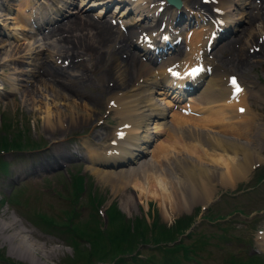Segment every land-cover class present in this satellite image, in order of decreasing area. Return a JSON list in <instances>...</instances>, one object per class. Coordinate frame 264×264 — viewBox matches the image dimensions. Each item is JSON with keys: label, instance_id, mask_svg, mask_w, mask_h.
Returning a JSON list of instances; mask_svg holds the SVG:
<instances>
[{"label": "rangeland", "instance_id": "1", "mask_svg": "<svg viewBox=\"0 0 264 264\" xmlns=\"http://www.w3.org/2000/svg\"><path fill=\"white\" fill-rule=\"evenodd\" d=\"M20 1L23 0H0V120L1 118L7 119L9 122L6 124H9L11 128L14 127L16 133L19 132V128L22 131L20 139H29L30 141L27 143V146H30L28 144L34 145L36 143L40 148L34 150L23 148L20 152L16 150H13V152L2 151V154H0V218H3V221H7L10 217H14L19 225L24 226L22 231H24V235L30 236L28 239L38 244L41 243L43 246H46L45 249L52 248V250L57 251L55 258L45 260V264H70L73 258L78 257L77 249L81 253L83 249L88 248V245L84 243L83 245L81 244V247L79 246L74 249V245H69L62 238V235L45 231L41 225H37L33 220V214L39 212L50 215L57 222H62L69 217V211L74 210V213L77 214L74 219L75 223L81 222L86 224L85 222L87 221L90 223V228L92 227L97 231L99 226V231H101L112 228V224L107 226L109 217L106 215V209L111 203L123 216V223L130 226L131 229L136 220L144 221L145 225L149 226V222H151L149 218L154 216L168 227L173 225V222L178 217L185 214L194 215V232L196 235H203L205 238L208 235H218L221 230L225 229L224 227H229L225 233L230 237L228 241L222 242L216 237H214V240L208 238L207 251L200 253V256L197 258L200 264H223L222 262L225 258H228L230 253L237 258L242 257L244 259L251 255L259 258L264 257V253L261 250L263 247L255 243L256 238H260L257 233L261 230L264 231V179L261 172L264 169V137H258L257 134L254 137L240 134L243 138L242 140V138H238L240 135L236 136V145L239 143L240 146H248L256 153L259 152L257 161L255 157L252 160L257 163L251 165L250 174L247 175L246 179L237 181L236 185L231 183L232 185L230 184V186L222 185L216 180L217 183L212 181L213 183L211 182L208 187L205 185V187L195 186L194 188L193 186V188H189L187 182H185V177L180 176L182 169L189 167L190 163L193 165L195 163V165H200L201 167L205 166L207 169H213V166H207L209 164V156L208 154L206 155L205 148L209 144L208 136H219L221 139H229L233 137V134H228L226 131L224 133L218 131L217 126L223 122H220L218 119L216 121L212 117L209 122L212 123L214 120L217 123L209 124L207 127L193 120L175 123L173 121L174 118L171 116L175 111L174 108L172 106H164V102L167 99H171L170 94L166 97L154 94L153 99H155L156 103L160 104L161 108L166 109V115L159 120V122L166 124L163 134H156L157 136L153 140H150L146 145L147 148H145L144 155H141L138 162L133 164H122L119 162V164H114L113 166H105L107 169H111V171H117L120 168L125 170L136 168L137 165L145 162L148 163L149 169L144 173L138 172L137 175L131 174L125 178L121 176L114 177L112 180L110 179L108 182L102 183L101 180H97V175H99L101 169L106 168L98 164L90 165L88 163L90 160L86 157L89 149H92V151L96 150L95 152L99 151L102 154L104 147L108 146L110 142H115L112 140L115 135L114 130L117 133L118 128L121 127L119 125L118 127L116 126L120 114L112 113L108 111V108L111 107V100H114L117 107V99L121 96L119 88L127 66V62L124 63L123 59H121L124 57V54L115 52L111 47L108 49L104 48V45L107 46L106 40L101 41L96 49L93 43L91 44L84 37L80 44L82 46L86 44L88 46L86 49H90V51L86 50L83 52L79 50V53L82 63L84 62L83 65L88 70L84 73L83 68H81L78 72H71L72 76L69 77L73 81H76L77 74L85 75L80 81V86H85L78 94L76 92L74 95H68L66 94V90H62V87L60 90L57 87L52 90L53 83L51 85V81L46 77L40 84L30 86V82L37 80V77H33L31 74H35V71L38 73L40 66L43 69V65H53L57 56L70 52L68 49L72 47L67 41L60 43L58 36L50 37V39L44 37L49 27L54 25L53 22L56 20L59 23L67 22L70 18L79 15L77 18L82 16L80 18L82 20L89 18L92 22L103 23L104 21L107 25L110 24L113 27L112 30L117 33L121 31L119 29L120 24L124 25L126 29L129 28L131 30L132 28L137 33L142 28L147 31L155 30L158 25L157 21L151 22L145 17L148 15L146 5L153 3L155 0H140L137 3H133L130 10L124 9L123 6L119 5L118 9L114 8L120 12L119 15L114 13L113 10L108 12L109 10L107 9L102 13L100 10L102 5H89L92 0H33V4L27 8L19 4ZM186 1L184 0L185 4ZM224 1L234 3V0ZM249 1L247 0L246 2ZM251 2L258 4L257 6L260 5V0H251ZM204 6H208L209 10L212 11V7L216 5L207 3ZM30 9L35 14L36 20L39 16V26L37 24H30L31 21L27 22L30 16ZM184 9L179 13L177 12L180 19H177L175 25L179 29L186 26V22L183 21L187 18L186 15L189 16L188 12H185ZM172 12L173 10L169 8L165 10L167 14ZM23 17L25 18V22L30 25L31 29L29 30L32 33L23 32L19 28V25L25 28L26 23L23 22ZM235 19L237 20L233 26L225 25V28L220 32L219 36L221 38L219 42L215 43L213 49H210L206 55L208 58H212L213 62L218 58L220 59V57L223 61L230 60L237 62V60L244 58L246 54L252 55L253 51L255 52L254 54H257L256 57L258 58L252 57V59L247 60L245 68L240 73L235 72L228 65L226 66V70L221 69L213 73L223 72L219 74L220 76L223 75V79L227 80V76L229 78L233 77L237 79L239 85L247 89L242 105L248 111L243 118L247 121L249 129L253 127L252 125L260 129L264 127V47L262 46L264 44L260 45V43H257L258 47L254 48L249 36L251 29H246V20L244 22L243 17L239 19L237 16H235ZM173 23L174 21L171 22V25ZM259 26L260 24L255 23L251 32L255 36H260L262 32L263 35L261 37L264 39V29L263 27L259 29ZM197 31L195 30L193 33ZM238 32L242 35L241 41L234 40ZM92 33L88 32L87 35L93 38ZM69 34L73 35V33ZM184 34L185 31H179L180 36ZM62 36L63 34H61ZM131 39L134 41L135 35ZM230 39L233 42V47L222 50L224 42ZM94 40H97V38ZM102 51L103 53H101ZM95 53H99L98 60ZM173 57L180 59L181 56L180 53H177ZM62 60L64 59L56 60L57 64L63 63L67 66V60ZM139 60L142 61V58H139ZM157 66H159V63L151 64L150 69L153 70ZM154 73H157V71L154 70ZM207 80L203 79V83L207 82ZM26 88L31 91V94L25 92ZM200 88L196 89L198 93L201 91ZM196 94L192 96H196ZM163 98L165 99L163 100ZM186 99L184 98V100ZM169 101L173 102V100ZM53 104L56 107L51 112L53 115L49 117L51 121L48 124V119H45L46 113H44V110L48 106L50 108L54 107ZM174 105L178 106V103L175 102ZM229 113V111L225 112L226 118H229ZM232 115L234 116V113ZM218 118L220 119V117ZM155 123V121H150L147 124L149 132L153 130ZM250 123L252 124L249 125ZM178 125L182 126L178 127ZM182 127L185 129L183 128L182 130ZM184 130L189 138L185 135ZM7 131L9 132H2L5 134L11 132L9 129ZM182 135H185V139ZM175 138L178 142L175 141ZM198 142L204 145L203 147L201 146V152L197 150L200 155L203 153L201 156L196 152L197 147H195V143ZM164 144L168 146L165 147L163 146ZM170 145L171 148L169 147ZM187 147H191V149L189 148L188 150ZM51 153L54 155V158L59 159L57 160L59 163L55 165V168L42 171L40 164L45 163V159L49 161ZM60 154H68L70 159H60L58 157ZM35 168L39 170L40 174H31V171ZM82 171L84 175H82ZM88 174L91 176L87 177ZM75 176H80L85 181V192L77 193L71 187L73 179L77 178ZM174 177L180 182L175 181ZM170 179L174 180L176 187L180 189L175 187L172 190L170 184L165 183ZM157 182H161L168 191L165 190L168 193L170 192L168 194L169 198L164 199L165 197H163V200L160 201L146 198L144 197L146 196L145 194L140 193L139 187H148L150 184L154 183L155 185ZM122 187H125V190ZM200 188L203 189L202 192L205 194H198L197 191ZM90 191L95 200L101 199L96 209L88 201ZM202 194L205 198H203ZM15 197H17V201L13 203L11 200L15 199ZM201 201L203 202L201 203ZM168 202H171L173 205ZM165 204L167 207H165ZM177 204L181 210L177 207ZM214 205L218 207L213 208L210 214L207 213L206 217L212 219L213 215H217L220 212L222 215L218 214L214 221L209 223L202 216L205 214L206 208L209 209ZM197 209L200 214L196 213ZM95 214L98 219L94 217ZM9 233L11 234V232ZM250 240V245H246ZM2 241L3 234L1 235L0 231V264H8L9 262L6 261H10L11 264H32L30 259L23 261L20 257L17 258V255L11 256L9 245ZM28 242L32 244L30 240ZM25 244L27 245V241ZM141 244L143 243L136 244L135 242L136 250L142 256L148 255V246H142ZM215 244L218 246H215ZM153 255L158 258V252H155ZM32 256L37 259L39 254L35 252ZM252 259L256 260L258 258ZM102 263L109 264L108 261L100 262L96 261V259L93 264Z\"/></svg>", "mask_w": 264, "mask_h": 264}, {"label": "bare ground", "instance_id": "2", "mask_svg": "<svg viewBox=\"0 0 264 264\" xmlns=\"http://www.w3.org/2000/svg\"><path fill=\"white\" fill-rule=\"evenodd\" d=\"M23 1H20L19 4L24 5L26 8L29 5L33 4L32 2L33 0H23ZM103 1H107V0H103ZM156 1H160V0H156ZM246 1L247 0H237V1L234 0V3H227L224 0H216V3L218 5V7H216L217 8L216 12L218 15L216 16L210 12L208 6L202 5L204 4L202 0H187L186 4H183L182 6L185 5L187 7L186 9L188 10V12L193 13V16L195 17L194 20H197L198 17L196 16H199V20L206 21L207 24H208V21L211 19H213V21L220 19L223 22V24L227 26L229 25L233 26L237 20L235 19V16H237L239 19L240 17H243L244 22L246 20V25H247L246 29L252 30L253 26H255V23L260 24L259 29H261V27H263L264 29V0H260L259 6H257L258 4L252 3L251 0L249 2H246ZM95 2L96 1L92 2V4L94 5ZM246 8H248V10H246ZM31 11H30V16L27 19L28 23L30 22V20L31 21L33 20V16L35 15ZM174 15L175 13H173L172 15L169 14L168 18ZM78 16L79 15L74 16L70 18V20H67V22H63V23H59V21L56 20L55 22H53L54 25L52 27H49L47 33L45 32L46 34H44V37H48V39H50V37L58 36V38H60L59 40L60 43L67 41L72 45L71 49H68V51L70 52L63 53L56 57V60L61 59V58H63L64 60H67L68 62L67 66L64 65L63 63L57 64L56 60H55L56 63L54 62V64L51 66L43 65V69H41V66H40L38 73L37 71H35L36 72L35 74H31L33 77H37V80H35L34 82H30V86L32 85L36 86L37 84H40L43 80H45V77H46L47 79H49V81H51L50 83L51 85L53 83L52 90L55 87L59 88L60 90V88L62 87L63 88L62 90L64 91L66 90V94L68 95H74L76 92L78 94V92L85 86V85L80 86V81L83 79V76L85 77V75L82 76L81 74H77L75 78L76 81H73V79L69 77L72 76L73 72H78L81 68H83L84 73L88 70L86 66L83 65L84 62L82 63V60L80 59V53H79V50L83 52L88 50L86 49L88 47L86 44H84L83 46L80 44L82 43L84 37L88 39L91 44L93 43L96 49L98 45L101 43V41L103 42V40H106L107 46L104 45L103 46L104 48L108 49L109 47H111L112 50H114L115 52H118L119 54H124V57L121 59H123L124 63L127 62V66H126V69L124 70V76L120 83L119 91H121L120 93L121 96H119L117 99V107L108 109V111H111L112 113H116L118 115L120 114L119 121L116 126L118 127L119 125L122 127L121 128L122 130L120 131H121V134L124 136V138L121 140H117L118 138L115 135L113 137L114 139L116 138V140H114L116 144L113 147H109V145L104 147L102 154L99 151L95 152L96 150L92 151V149H89L88 150L89 153L87 157L83 156L90 160L88 161L90 165L98 164L100 166H103V168H106V169H101L103 171L100 170L99 175H97V180H101L102 183L108 182L110 179L112 180L114 177L121 176L122 178H125L131 174L137 175L138 172L144 173L147 169H149L148 163H145V162H142L141 165L140 164L137 165L136 168L134 167L132 169L130 168L127 170L120 168L117 171H111V169H107V167L105 166H109V165L113 166L114 164H119V162H121L122 164H130V163L133 164V163L138 162L139 159L141 158V155L142 156L144 155V151L146 150L145 148H147L146 145L150 142V140L151 139L153 140L154 137L157 136L156 134H160V133L163 134V130H165L166 124H164L163 122H159V120L160 118L162 119L164 115H166L165 113L166 109L161 108V106H159L160 104L156 103L155 99H153V95L156 94L157 96L159 95L167 96V94L169 93L167 88L169 87V83H171V81L168 80L166 73L168 69L173 70V68H169L168 65L170 66L174 65V69H178V70H173V71L175 72L177 76H179V75H183V73L186 72L190 67L198 66L199 64H201V66L205 69V71L203 72L201 71L200 74H198L196 81L190 82V84L187 85L188 87L191 86L192 88H194V86H196V82L200 81V78L201 77L203 78V76L205 75V72L207 71L206 68L208 66L209 67L211 66L213 71H217L221 69L226 70V66L228 65L230 68H232V70H234L237 73H240V71H242V69L245 68L244 66L247 64L248 59H252V57L258 58L256 57L257 54H254L255 52L253 51L251 53L252 55L246 54L244 58L237 60V62H233L230 60L223 61L221 57L220 59L218 58L217 60H215V62H213L212 58H208L206 56L205 52L207 48L205 44L209 40V34H213V33L215 34V31L213 30V26H210L211 24H208V25L201 24L199 25L200 28L197 29L198 30L197 32L195 33L192 32L191 40H189L188 44L186 43L184 44L185 47H188V49H190L188 50V52H182L183 50L181 51V49L179 48V45H174L172 49L173 51H177V53L178 52L180 53V56H181L180 59L179 58L176 59V57H172L164 63H159L160 65L157 66V68H154L153 70H151L150 69L151 67L149 66L151 62L148 60V58L145 59V61L139 60V58H145V55H144L145 50L140 49L136 44H134L133 41H131V38L134 37L133 30L128 33L127 32L123 33L121 31L120 32L118 31L117 33L112 30L111 25L109 24L107 25L104 21L103 23L92 22L90 21L89 18H84V20H82L80 19L82 16L77 18ZM38 21H39V17L37 18V20L32 21V23L38 24ZM155 21H158V20L156 19ZM23 22H25L24 17H23ZM66 23L67 25H65ZM29 26L30 25L26 23L25 28L20 25H19V28L23 32L27 31L28 33L29 32L32 33V31L29 30L31 29ZM251 30L249 32V36L251 37L250 41L253 42V47L254 48L258 47L256 45L257 43H260V45L262 43L264 44V39L263 37H261L263 35L262 32L260 36H255V34L251 32ZM88 32H93L92 33L93 38L94 39L97 38V40H94L91 36H88L87 35ZM69 33H73V35ZM61 34H63L62 37H61ZM136 35L137 34L135 33V39L137 38ZM235 36H236V38H234L235 41H241V38H242L241 33L239 34L238 32ZM216 39H214L213 44L219 42L220 38L217 40ZM224 43L225 44L222 50H225L226 48L231 49V47H233L232 46L233 42L231 41V39L225 41ZM262 46L264 47V45ZM101 48H102V44H101ZM88 51H90V49ZM101 53H103V51ZM95 54H96V59L98 60L99 53H95ZM165 65H167V67L163 69ZM154 70L158 71L159 73L155 74ZM221 73L213 74L212 72L209 78L208 77L204 78V79H208L207 82H204V83L203 81L200 82V84L198 85V88H200L201 86L200 88L201 91L198 93V90H195L193 93H190V96L188 97L186 101L187 104H185L184 102L183 95L181 94L182 92L179 93V91H177V94L170 95L171 99H167V101L176 100V101L182 102V104L176 107L175 111L171 115L174 118L173 121L175 123H178V121L185 122V120L187 121L193 120V121H198L202 124V126L207 127L209 124L211 125L213 123H217L214 120L212 121V123L209 122L210 118L212 117L215 120L218 119L220 122H223L221 125L218 122L219 123V125L217 126L218 131H221L223 133L224 131H226L228 134H231V133L233 134V137L229 139H226V138L221 139L219 136H216V137L208 136L209 144L210 143L211 144L210 145L208 144L207 145L208 147L206 148L204 147L205 151L207 152L206 155L208 154L209 156L208 158L209 164L208 165L206 164V165L213 166V169L212 170L207 169L205 166L201 167L200 165H198L199 166L198 167L197 165H195V163L194 165L190 163L189 167L182 169L180 172L181 173L180 176L185 177L186 179L185 182H187V186H189V188H193V186L194 188L195 186L205 187V185H207L208 187L210 186L212 181L216 183L217 181H219L222 185H225V186L226 185L230 186L231 183L233 185H236L237 181L239 182L247 178V175L250 174L251 165L257 163L256 161L259 156L258 155L259 152L256 153L254 150H252L248 146L246 147L240 146L239 143L238 145H236V142H235L237 141L236 136H239L240 134L242 135L247 134L246 136H251V137H254L257 134L258 137H264V127L259 129L255 127L254 125H252L255 128L252 127L249 129V127L247 126V121L243 118L245 116V113L247 114V111H248L245 108H243L244 106L242 105L243 97L245 96L247 89L246 90L241 89V91H239L238 95L235 98L234 97L231 98L230 94H231L232 88L226 84L227 80L223 79L224 78L223 75L222 76L219 75ZM173 87H174V84L171 83L170 88L172 89ZM25 92H28L29 94H31L30 93L31 91L28 88L25 89ZM195 94L196 96H192ZM239 100H240V105H242L243 107L236 105L237 101ZM167 101L164 102L165 103L164 106L170 107L172 105V102L169 101L168 102L169 104H168L166 103ZM53 106L54 107H51V108L48 106L46 107V110H44L45 111L44 113H46L45 119L46 120L48 119L47 121L48 124L51 121L49 117L53 115V113L51 112H53L56 107L54 104ZM84 106L86 108V104ZM73 108H74V105H73ZM238 109H243V112L238 113L239 111ZM227 111L230 112L229 118L225 117V115L227 114V113L225 114V112ZM232 113H234V116L232 115ZM218 117H220V119ZM234 118L237 120H235ZM88 119L90 120V118ZM150 121L156 122L151 132H149V129L147 128L148 127L147 124ZM251 124L252 123H250L249 125ZM126 126L128 128L124 129ZM179 126H182V125H178V127ZM174 127L176 126L174 125ZM183 128L184 127H182L181 129L183 130ZM114 133H115V130H114ZM184 133H185V130H184ZM181 134H182V131H181ZM187 134L189 133L187 132ZM187 137L189 138V136ZM192 137L191 139H193ZM238 138H242L241 135ZM165 141L168 142L167 140ZM175 141H176V138H175ZM200 144L201 143L199 142L195 143V147H197L196 152L198 151L201 152V146L203 147L204 145L202 144L200 145ZM163 146H165V144ZM169 147L171 148V145ZM189 148L191 149V147ZM162 150L164 149L162 148ZM50 157L51 159L49 161L45 159V163L40 164L42 171L46 169L49 170L50 168H55V165L59 163V161H57L59 159H57L56 157L54 158V155L52 153L50 154ZM58 157L64 160L70 159L68 154L66 155L60 154ZM254 157L256 158V161L253 162L252 160ZM90 167H93V166H90ZM169 168H171V166ZM35 173L40 174L37 168L31 171V174H35ZM175 181L180 182L177 179H175ZM175 181L170 179L169 181L165 183H169L171 189L174 190V188L176 187ZM122 188L124 189L125 187H122ZM176 188L180 189L179 187H176ZM139 189H140V193H143V195L144 194L146 195L144 196L146 198L156 199L160 201L163 200V197H165L164 199L169 198L168 194L170 192L169 193L167 192L168 190L163 186L161 182L160 183L157 182L155 185L154 183L152 185L150 184L148 187L142 186V187H139ZM202 191L203 189L200 188L197 192L200 195L201 193L205 194ZM203 198H205L204 195H203ZM175 201L178 202L179 199L178 201L177 200ZM203 201H201V203ZM178 204H177V207H178ZM165 207H167V205ZM2 219L3 218H0V231H1V235L3 234L2 242L9 245V248H10L9 253L11 254V256L17 255L16 257L17 258L20 257L23 261L24 260L26 261V259L28 261L30 259L31 260L30 262H32V264H45L44 263L45 260H48L50 258H55V256L57 255V251L52 250V248L45 249L46 246H43L41 243L38 244L37 242H34L31 239H28L30 236L24 235V231H22L24 226L19 225L18 221L14 217H10L9 220L7 221H3ZM9 232H11V234ZM257 234L260 238H256L255 243L258 246L263 247L261 248V250L264 253V231L261 230ZM29 240L32 242V244L28 242ZM26 241H27V245L25 244ZM32 245L33 247H31ZM35 252L39 254V257L37 259H35L32 256Z\"/></svg>", "mask_w": 264, "mask_h": 264}, {"label": "trees", "instance_id": "3", "mask_svg": "<svg viewBox=\"0 0 264 264\" xmlns=\"http://www.w3.org/2000/svg\"><path fill=\"white\" fill-rule=\"evenodd\" d=\"M0 124V154L2 151L13 152L16 150L20 152L23 148L26 149H35L40 148L39 145L34 143V145L28 144L29 139L21 140L22 131L18 128V133L14 131V127L8 123L7 119L1 118ZM9 129L11 132L5 134L3 132ZM3 131V132H2ZM263 173L264 179V169L261 171ZM76 179H73L71 187L74 188L75 192H85L84 183L80 176H75ZM259 178V177H258ZM262 180V179H261ZM92 186V184H91ZM90 186V187H91ZM12 199L14 203L17 200ZM88 201L91 202L95 209L97 205L100 204V200H95L92 192L88 194ZM96 212V211H95ZM70 215L66 218L65 221L57 222L50 215L41 214L39 212L33 214V220L45 231H51L56 235H62V238L65 239L69 245H74V249L81 247V244H87L88 248L83 249L81 253L78 252V257L73 258L70 264H93L95 259L96 261H108L109 264H186L188 261L197 263L194 259L196 254L195 249H190L192 243L184 244L182 238L176 239L178 236L182 235L186 228H188L193 220L192 217L183 216L176 219L173 222V225L166 227L160 224V220L157 217H152V222L149 226H146L144 221L136 220L133 223V228L127 226L123 223V216L117 211L113 204L106 209V215H108V224H112V228L99 231V226L97 231L92 227L90 228V223L85 222L86 224L74 222L76 218V213L74 210L69 211ZM97 214V212H96ZM94 215L98 219L97 215ZM132 230V231H131ZM188 235V233L186 234ZM190 234L188 235V237ZM143 243L141 245H150V248L147 249L150 252L148 255L142 256L140 252L137 251L136 246L134 245ZM196 247H204L206 240L201 238L194 241ZM158 252V258L154 256L155 252ZM189 253H191L189 255ZM126 255L124 258L123 256ZM8 264H11L10 261ZM7 264V263H5ZM103 264V263H102ZM224 264H264V259L262 260L252 258L246 261L243 259L233 258L231 255L228 257Z\"/></svg>", "mask_w": 264, "mask_h": 264}, {"label": "water", "instance_id": "4", "mask_svg": "<svg viewBox=\"0 0 264 264\" xmlns=\"http://www.w3.org/2000/svg\"><path fill=\"white\" fill-rule=\"evenodd\" d=\"M167 1V3L169 4V5H171V6H173V7H178L179 8V0H166Z\"/></svg>", "mask_w": 264, "mask_h": 264}, {"label": "snow or ice", "instance_id": "5", "mask_svg": "<svg viewBox=\"0 0 264 264\" xmlns=\"http://www.w3.org/2000/svg\"><path fill=\"white\" fill-rule=\"evenodd\" d=\"M231 83L233 84V85H236V81H235V79L233 78V80L231 81ZM236 92H239V91H241V89L237 86L236 87ZM241 111H243V109H241Z\"/></svg>", "mask_w": 264, "mask_h": 264}]
</instances>
